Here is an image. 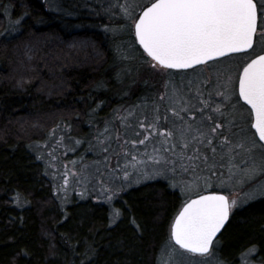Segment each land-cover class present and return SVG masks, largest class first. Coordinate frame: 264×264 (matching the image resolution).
I'll use <instances>...</instances> for the list:
<instances>
[{
    "label": "trees",
    "instance_id": "obj_1",
    "mask_svg": "<svg viewBox=\"0 0 264 264\" xmlns=\"http://www.w3.org/2000/svg\"><path fill=\"white\" fill-rule=\"evenodd\" d=\"M48 2L0 0V264H157L183 204L168 181L130 187L109 204L58 193L47 149L60 129L86 137L90 122L147 89L125 86L95 7L62 0L56 12ZM250 248L264 264V197L236 209L214 244L227 264Z\"/></svg>",
    "mask_w": 264,
    "mask_h": 264
},
{
    "label": "snow or ice",
    "instance_id": "obj_2",
    "mask_svg": "<svg viewBox=\"0 0 264 264\" xmlns=\"http://www.w3.org/2000/svg\"><path fill=\"white\" fill-rule=\"evenodd\" d=\"M119 8L124 18L131 21L134 43L143 49L141 57L146 54L149 59L144 62L155 72L173 77L170 70L195 72L197 66L203 65L215 69L216 76L213 83L211 78L199 73L188 80L186 90L182 85L169 88L170 81H166L165 92L159 96L160 101L167 98L169 106L165 114L162 116L160 106L153 102V119L148 122L145 116L138 125L144 130L143 138L125 139L120 145L125 160L131 154L124 145L135 148L158 136L159 146L153 147L151 155L147 152L145 155L153 164L164 167L154 169L151 175L169 179L167 173L175 175L179 162L182 171L191 169L196 183L204 178L195 175L200 163L211 175L217 174V155L220 167L228 169L229 179L237 172L248 178L264 175V49L256 53L257 41L264 43V4L258 0H149L140 6L124 0ZM239 53L244 54L245 62L237 66L233 78L228 62ZM193 93L195 105L189 98ZM168 113L175 120L170 127H161V121L169 123ZM108 131L106 127L105 133ZM135 134L139 136L140 132ZM116 139L119 141V135ZM108 140L104 133L97 137L104 153L111 148ZM201 147L207 148L211 157ZM237 157L240 163L236 162ZM131 161V166L139 172L135 155H131ZM128 167L126 163L125 179L131 175ZM142 174L151 178L148 173ZM113 195L114 192L107 198L111 200ZM195 196L188 197L171 224L170 242L164 246L167 264H191L193 257L212 256L217 234L237 207L236 199L216 192H196ZM257 196H264V184L249 194L250 199ZM115 215H119L118 210Z\"/></svg>",
    "mask_w": 264,
    "mask_h": 264
},
{
    "label": "rangeland",
    "instance_id": "obj_3",
    "mask_svg": "<svg viewBox=\"0 0 264 264\" xmlns=\"http://www.w3.org/2000/svg\"><path fill=\"white\" fill-rule=\"evenodd\" d=\"M86 1L87 4H91L98 10L97 18L102 21L100 29H104L113 38V41H115V50L120 61L118 63L119 70L122 73L121 76L123 77L125 86L132 87L131 93H135L139 86L147 90L144 91V94L135 105L116 107L108 112L99 122H90V131L86 137L78 139L72 136L66 137L65 133L67 131L65 128L60 129V134L57 136V144L55 143V145L47 149V152L51 160V163L49 160L48 167L54 175L57 190L61 198L66 199L71 193H81L89 194L96 201L109 204L121 192L126 191L130 187L156 179H164L168 181L171 187L178 189L182 194L183 204L189 196L192 198L195 197L196 192L207 193L217 191L225 193L230 199L237 200V207L233 209L232 213L249 202L264 197L257 196L255 199L249 198L250 193L264 184V175L257 174L253 178H248L243 173L237 172L235 176L229 179L228 169L226 167H220L219 155L216 158L217 167L215 171L217 174L211 175V171L205 170L204 165L200 163V167L196 170L195 175L204 178L199 179L196 183H193L194 174L191 169L188 172L182 171L179 167V162L177 163L175 175L171 172L167 173L169 179H165L159 175H151L154 169L164 167L163 164H153L145 155V152L151 155L153 147L159 146L160 138L158 136L150 138L144 145L137 144L135 148L131 144L124 145V148L131 155L137 157L136 168L139 169V172L131 166V155L125 160L120 145L123 144L125 139L138 141L143 138L144 130L140 129L138 125L140 120L145 116L148 122L153 119V102L160 106L161 115L163 116L165 114V109L169 106L168 101L167 98L164 101H160L159 96L165 92L166 81H170L169 88L173 85H182L186 90L188 80H192L199 73H203L204 77L211 78L212 82L215 83V69L206 68L202 65L197 67L195 72L193 69L192 71L170 70L174 74L173 77L160 75L144 62L145 59H149L146 57V54L142 58L135 53V45L138 44L134 43L135 38L134 31L131 28V21L124 18L119 8V5L123 4L124 0ZM130 2L142 6L148 4L149 0H130ZM258 3L264 4V0H258ZM48 4L56 12L63 10L62 0H49ZM139 12L140 7L137 6L135 13L138 15ZM6 14L8 16V11H6ZM262 49H264V43L257 41L256 53L259 54ZM234 57L233 60L228 62L231 64L230 74L233 78L237 75V66L245 62L243 58L244 54H237ZM208 87L211 88V84ZM189 98L193 105L197 103L194 93L190 94ZM214 99L219 98L214 97ZM240 104H243V102L240 101ZM244 108L247 107L244 105ZM129 113H132V115H129ZM196 114L199 116V113ZM168 120V124H164L161 121V127H170L175 117L168 113ZM207 123L205 121V124ZM106 127L109 130L107 133H105ZM136 132H140V135L137 136L135 134ZM101 133H104L105 137L110 138L107 142L111 143V148L107 153L101 151L102 146L97 143V137ZM117 135L120 137L119 141L116 139ZM77 141H80V143L77 144ZM42 146L44 145L40 147ZM42 149L44 150V147ZM201 151L207 152L211 157V153L207 148L201 147ZM117 153H120V155L118 156ZM165 155L169 154L165 153ZM105 156L108 157L107 160H105ZM169 158L171 159L172 157L169 156ZM236 162L240 163V157H237ZM126 163L129 165L127 170L131 173L128 179H125L123 176V169ZM168 167H171V165ZM241 167H243L242 164ZM142 173H148L151 178H148ZM106 189H110L111 191H106ZM112 192L115 195L109 200L107 197ZM165 251L166 249L164 247L157 264H167ZM201 260H204L205 264H227L218 258L215 250L214 254L207 258H201L199 256L193 257L191 264H199ZM245 262L246 264H262L256 259L255 249L252 252H249L248 249L242 253L236 264H245Z\"/></svg>",
    "mask_w": 264,
    "mask_h": 264
},
{
    "label": "water",
    "instance_id": "obj_4",
    "mask_svg": "<svg viewBox=\"0 0 264 264\" xmlns=\"http://www.w3.org/2000/svg\"><path fill=\"white\" fill-rule=\"evenodd\" d=\"M142 50H143V49H142ZM239 54H243V53H239ZM234 55H237V54H234ZM200 66H202V65H200ZM197 67H199V66H197ZM188 70H192V69H188ZM188 70H175V71H188ZM242 102H243V101H242ZM212 192H216V193H218V194L227 195V194L222 193V192H217V191H212ZM207 193H209V192H207ZM207 193H204V194H207ZM193 198H196V196L193 197ZM181 208H182V207H181ZM180 210H181V209H180ZM180 210H179V211H180ZM178 213H179V212H178ZM231 214H232V213H231ZM231 214H230V217H231ZM177 215H178V214H177ZM177 215H176V216H177ZM230 217H229V220H230ZM229 220L226 222L225 227L227 226ZM225 227H224L223 229H221V232H220V233L217 234V237H216V240L214 241V244H215V242L218 240V238L220 237V235L222 234V232L224 231ZM177 247H178V246H177Z\"/></svg>",
    "mask_w": 264,
    "mask_h": 264
},
{
    "label": "flooded vegetation",
    "instance_id": "obj_5",
    "mask_svg": "<svg viewBox=\"0 0 264 264\" xmlns=\"http://www.w3.org/2000/svg\"><path fill=\"white\" fill-rule=\"evenodd\" d=\"M246 107H248L247 105H245Z\"/></svg>",
    "mask_w": 264,
    "mask_h": 264
}]
</instances>
